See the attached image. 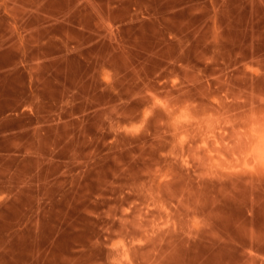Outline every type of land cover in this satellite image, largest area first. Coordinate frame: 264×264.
Wrapping results in <instances>:
<instances>
[{
    "label": "rangeland",
    "instance_id": "1",
    "mask_svg": "<svg viewBox=\"0 0 264 264\" xmlns=\"http://www.w3.org/2000/svg\"><path fill=\"white\" fill-rule=\"evenodd\" d=\"M129 3L83 48L96 0H0V92L45 102L0 264H264V0Z\"/></svg>",
    "mask_w": 264,
    "mask_h": 264
},
{
    "label": "crops",
    "instance_id": "2",
    "mask_svg": "<svg viewBox=\"0 0 264 264\" xmlns=\"http://www.w3.org/2000/svg\"><path fill=\"white\" fill-rule=\"evenodd\" d=\"M97 9L91 13V25L80 24L74 29L76 32L75 42L77 46H89L94 40L93 34L98 31V26L103 22L112 25L129 24L134 19L129 0H110L108 6L96 0ZM70 29V28H69ZM51 34L44 41L54 43L57 48L64 50L73 42V38L66 32ZM81 43V44H80ZM57 63L81 65L82 59L74 57H55ZM82 73H78V75ZM69 69L65 67L61 74L50 73L51 80L57 82L61 89L55 93L66 96L71 92L67 86ZM60 81V82H59ZM64 81L65 84L63 83ZM41 92H0V223H5L2 213L13 204L19 205V194L23 191L20 185L18 169L25 159L20 146L27 143L25 138L39 136L40 129L36 121H41L39 104L45 103L41 98L36 99V94ZM46 105V104H45ZM28 143H35L34 140ZM34 158V157H33Z\"/></svg>",
    "mask_w": 264,
    "mask_h": 264
}]
</instances>
